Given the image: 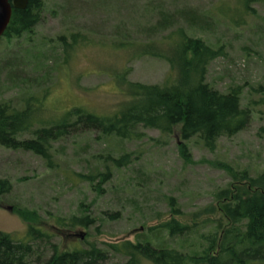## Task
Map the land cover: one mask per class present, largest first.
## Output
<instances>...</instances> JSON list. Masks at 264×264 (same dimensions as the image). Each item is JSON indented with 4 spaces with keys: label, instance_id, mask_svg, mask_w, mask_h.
I'll list each match as a JSON object with an SVG mask.
<instances>
[{
    "label": "rangeland",
    "instance_id": "rangeland-1",
    "mask_svg": "<svg viewBox=\"0 0 264 264\" xmlns=\"http://www.w3.org/2000/svg\"><path fill=\"white\" fill-rule=\"evenodd\" d=\"M41 4L33 29L0 38V102L22 107L46 95V120L75 106L85 111L73 110L66 130L21 135L18 149L0 144L8 189L0 185V240L22 248L26 264L78 249L101 252L96 264H158L142 253L147 246L177 249L181 264L231 262L251 221L244 200L264 194V182L252 185L264 173V0ZM183 33L214 50L206 82L236 98L230 129L184 136L162 121L131 126L94 116L138 100L124 82L164 83L170 45ZM34 140L42 151L26 146ZM73 217L91 222L70 226Z\"/></svg>",
    "mask_w": 264,
    "mask_h": 264
},
{
    "label": "trees",
    "instance_id": "trees-1",
    "mask_svg": "<svg viewBox=\"0 0 264 264\" xmlns=\"http://www.w3.org/2000/svg\"><path fill=\"white\" fill-rule=\"evenodd\" d=\"M41 7V0H28L25 9L13 8L11 21L3 36L20 37L24 32L33 29L39 19ZM76 36L73 35V40ZM170 47L169 60L172 72L164 83L146 85L124 82L123 88L128 86L138 100L123 104L112 116L96 114L94 116L100 121L110 117L115 118V121L122 119L131 126H138V123L143 121L150 123L162 121L170 124L171 130L175 126L179 127L180 133L184 136L189 132L197 131H204L207 135L213 136L222 128L230 129L238 113L236 98L233 95L221 96L206 82L208 66L215 58L214 50L203 40L191 38L185 33L179 34ZM258 90L262 94L261 102L264 105V85H261ZM46 98V95L30 96L22 107L16 106L11 101L0 102V144L2 146L18 149L22 144L19 137L34 130L40 131L42 137L55 132L53 128L56 127H64L66 130L65 124L71 121L73 110H84L75 106L57 115L52 113V119L46 120L42 116L53 111L45 104ZM88 121L95 126L99 125L97 121ZM26 146L36 149L37 152L42 151L43 148L35 140L26 142ZM263 182L264 173L258 176L252 185ZM0 185L3 191L8 190L5 189L7 181H0ZM243 209L250 214L251 218L247 230L238 237V243L244 249L240 252L241 254L232 252V261L227 264H241L246 256L264 257V194L259 192L245 198ZM90 222L89 217L85 219L73 217L70 226L84 227ZM37 230L40 229L32 225L28 226L29 232ZM9 238L12 239V237ZM260 242L262 244L259 245ZM142 253L151 261L157 260L158 264H181L183 260L180 252L171 247L156 250L147 246L143 248ZM211 253L216 255L211 257L215 259L219 251L214 250ZM23 258L22 248L4 239L0 240V264H26ZM99 259H101L99 251L83 252L82 249H78L73 254H63L58 259H51L48 264H96ZM211 264H214L213 261Z\"/></svg>",
    "mask_w": 264,
    "mask_h": 264
},
{
    "label": "water",
    "instance_id": "water-1",
    "mask_svg": "<svg viewBox=\"0 0 264 264\" xmlns=\"http://www.w3.org/2000/svg\"><path fill=\"white\" fill-rule=\"evenodd\" d=\"M28 0H0V38L3 36L7 29L11 18L13 8L25 9L27 7ZM11 210L12 207H6Z\"/></svg>",
    "mask_w": 264,
    "mask_h": 264
},
{
    "label": "flooded vegetation",
    "instance_id": "flooded-vegetation-1",
    "mask_svg": "<svg viewBox=\"0 0 264 264\" xmlns=\"http://www.w3.org/2000/svg\"><path fill=\"white\" fill-rule=\"evenodd\" d=\"M12 0H10V2H11Z\"/></svg>",
    "mask_w": 264,
    "mask_h": 264
}]
</instances>
